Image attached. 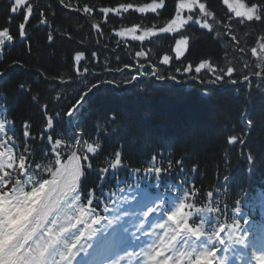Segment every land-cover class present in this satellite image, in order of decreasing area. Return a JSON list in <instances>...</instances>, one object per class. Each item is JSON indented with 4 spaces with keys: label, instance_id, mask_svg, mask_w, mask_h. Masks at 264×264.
<instances>
[{
    "label": "snow or ice",
    "instance_id": "snow-or-ice-1",
    "mask_svg": "<svg viewBox=\"0 0 264 264\" xmlns=\"http://www.w3.org/2000/svg\"><path fill=\"white\" fill-rule=\"evenodd\" d=\"M55 2L61 10L85 20L98 37L93 47L108 48L106 41L101 43L104 38L101 23L92 22L97 12L104 16V23L109 14L117 17L130 13L153 14L160 19L161 12L171 6L170 17L163 25L134 23L113 29L112 35L121 38L116 41L117 46L127 45L129 38L141 45L145 41L151 43L150 38L160 35L175 34L179 38L174 39L171 55L165 53L154 60L149 51L142 49L132 53L129 49L136 63L110 68L109 58L105 57L101 65L103 71L94 72L90 62L98 59L97 51H92L83 41L80 42L83 50L56 44L58 39L72 41L73 38L69 32L49 28L46 13L53 12L51 4L42 6L38 0H7L3 9L4 23L0 24V113H3L0 118V264H89L84 257H92L90 264H228V257L221 253H228L234 244L248 242L244 226L249 220L245 218L242 224L237 218L242 211L239 199L231 209L233 215L228 217L229 205L222 199L228 195L226 184L207 192L196 186L200 166L194 160L191 167L185 162L201 148L199 136L194 134L190 149H178L176 154L180 158L174 159L171 150L167 156L152 154L158 142L153 143L154 137L142 128L133 111L114 109L101 113L97 117L100 123L93 124L96 137L82 125L89 117L86 108L93 105L101 89L125 90L124 86L129 85L132 93L139 95L148 91L142 82L158 81L165 87L178 81L177 74L182 78L181 84L199 81L205 97L212 96L210 85L251 86L252 81L256 82V91L264 94V34L252 39L249 32L245 37L254 44L250 48V56L256 58L252 63L243 61L247 49L241 46L240 37L236 35L237 28L264 25V0H221L220 12L212 9L208 0H150L99 9L89 3H73V0ZM37 17V24L31 26L30 21ZM17 18L21 22L14 27L24 44V52L8 63L3 48L16 39L12 28ZM193 24L208 33L214 32L213 39L217 43L225 41L222 58H213L210 54L198 62L188 59L190 46L199 37L183 34V30ZM30 26L33 30L49 28L44 47L33 49L27 30ZM218 28L223 31H217ZM53 31H57L55 36ZM229 48L232 49L230 54ZM111 51L114 53L115 49ZM33 61L39 67H33ZM116 63H120L119 56ZM177 63L180 66H175ZM62 68L68 69L67 79ZM126 69L134 74L119 80L101 78L117 74L125 77ZM90 78H94L95 83H91ZM45 95L51 99L41 104ZM20 97L42 114L43 126L36 135L29 120L20 122L18 134L16 117L9 119L8 114ZM250 97L251 93L247 92L246 98ZM50 106H58L59 110L52 111ZM61 115L72 133L67 142L63 137L54 136ZM241 116L243 126L225 124L229 134L224 137L221 150L229 157L231 150L236 149L245 155L251 167L258 160H264V111L251 116L245 110ZM100 133L104 134V143ZM35 143H46V150L40 149L39 158ZM130 151L148 157L143 162L147 167L131 169L134 176H143L147 183L135 191L129 188L125 193L120 189L118 203L113 194L105 193L104 181L108 174L115 178L120 169L129 168L125 159ZM100 156H105L107 166L97 169L94 163ZM92 173L100 178L95 189L88 188L86 183ZM173 179L175 183L170 182ZM228 179L227 175L223 177L224 181ZM164 193L173 200L164 198ZM199 197L209 201L206 208L186 202ZM130 201L141 204L144 210L134 215L138 223L125 227L121 221L129 216L125 205ZM193 210L215 215L206 221L200 216L194 217ZM150 217L159 222L153 223ZM253 227L264 228V216ZM120 229L124 233L134 230L132 234L139 251L135 248L130 251L118 243ZM254 260L264 264V251L254 254Z\"/></svg>",
    "mask_w": 264,
    "mask_h": 264
},
{
    "label": "trees",
    "instance_id": "trees-1",
    "mask_svg": "<svg viewBox=\"0 0 264 264\" xmlns=\"http://www.w3.org/2000/svg\"><path fill=\"white\" fill-rule=\"evenodd\" d=\"M43 3L51 4L50 0H41ZM92 5L95 4H114L117 2H146L148 0H80ZM212 9L216 12H220L221 0H208ZM171 10V6L164 10L168 12ZM53 14V12H51ZM51 18L61 32H69L72 36V41L67 39L62 45L66 49H77L79 41L84 37L86 31H90V28L84 27V23L77 14L66 13L61 10L56 11L55 15ZM87 29V30H86ZM217 31H223L222 28H218ZM251 32L252 39H256L259 35L264 34V25L255 24L249 28H237L236 35L240 37V43L242 47L247 49L246 55L250 57V45L253 43L251 40L246 39V35ZM194 36L199 39L194 42L192 49L190 48L191 55L189 60H199L200 57H209L210 54L213 58H222L224 55L223 45L225 41L217 43L213 39L215 33H208L205 30L195 29ZM74 41V42H73ZM32 47L35 49L37 46L44 47L46 45V34L40 33L38 36L31 39ZM229 54L232 49H228ZM24 52V46H22L19 52H14L11 59L19 58ZM107 55V54H106ZM131 55V54H130ZM116 56V55H115ZM114 56V57H115ZM117 57V56H116ZM33 67H39V64L35 61L31 62ZM20 70L16 71L19 72ZM64 72V68L61 69ZM109 93L108 98H101L100 105L105 110L125 109L133 111L141 123L142 128L149 133L152 128L158 129L160 132L169 135L173 139L182 140V148H189L193 143V135L200 137L201 148L195 153L198 156L201 166L207 170L208 174L214 170L217 164H220L222 158V141L226 136L225 124L229 126V123L234 121L240 112L244 109V103L242 98L234 97L228 93L224 94L216 92L214 96L204 99H199L196 94H190L183 91H169L158 89L150 98L151 100H143L144 98H134L133 95L128 94L126 97H121L118 94L113 95V91H106ZM149 92V91H147ZM146 92V93H147ZM22 108L19 110V115L24 118H31L37 115V108H30L26 105L23 97H20ZM264 111V99L256 103V108L253 112V116ZM142 112H148L151 116L145 115L143 118ZM225 117L227 120H225ZM227 130L229 128H226Z\"/></svg>",
    "mask_w": 264,
    "mask_h": 264
}]
</instances>
